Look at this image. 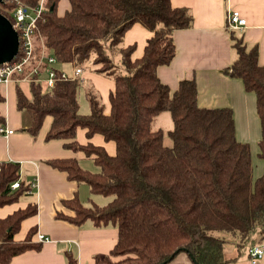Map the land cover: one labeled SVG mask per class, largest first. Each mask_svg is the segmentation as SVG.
Here are the masks:
<instances>
[{
    "label": "trees",
    "instance_id": "trees-1",
    "mask_svg": "<svg viewBox=\"0 0 264 264\" xmlns=\"http://www.w3.org/2000/svg\"><path fill=\"white\" fill-rule=\"evenodd\" d=\"M44 1L45 12L36 28V56L45 47L57 63L74 67H83L93 56L96 71L113 77L115 87L109 95V113L97 90L88 88L87 114L80 112L78 102L81 76L63 79L57 69V80L48 91L38 80L30 81V96L16 84L18 110L28 111L31 118L28 131L37 135L51 117L46 139H62L65 147L84 151L99 170L81 167L73 157L47 162L87 184L92 195L111 197L105 205L91 198L86 204L76 194L63 200L72 213L56 216L77 226L91 220L97 227L117 228L111 254H97L96 264H160L173 253L166 264L180 254L193 257L194 264H229L239 255L248 256L250 246L264 242V170L254 179L251 146L237 140L232 108L199 105L195 78L181 79L172 89L158 75V68L176 56L173 33L192 27V11L172 6L171 0H68L70 8L59 15V0ZM0 12L14 22L5 8ZM136 22L154 33L143 54L133 60V47H124L122 41ZM229 31L237 57L225 72L240 78L257 96L258 155L264 161V65L257 44L249 46L239 33ZM112 49L120 51L123 70L115 67ZM4 100L0 92V102ZM162 112H169L173 120L168 131L152 127ZM2 125L6 119L0 114ZM79 128H85L89 138L100 133L106 141L113 140L115 153L92 142L80 144ZM166 137L171 139L169 146ZM16 181L19 187L13 188ZM30 190L21 180L20 163L0 162V207L19 201ZM37 212L38 206L28 203L0 218V264H11L27 250H41L42 241H34L36 227L24 240L15 239L23 220ZM223 233L232 235L236 256L225 257L228 241ZM114 256L125 258L113 262ZM66 258L68 264H79L71 251Z\"/></svg>",
    "mask_w": 264,
    "mask_h": 264
},
{
    "label": "crops",
    "instance_id": "crops-1",
    "mask_svg": "<svg viewBox=\"0 0 264 264\" xmlns=\"http://www.w3.org/2000/svg\"><path fill=\"white\" fill-rule=\"evenodd\" d=\"M63 1L64 6H58L59 15L67 8V2L70 5V1ZM171 3L174 7H188L192 11L194 20L192 27L181 28L173 33L176 56L169 64L158 68L160 79L172 89H176L181 79L195 78L199 105L210 108L226 106L232 108L237 140L250 143L251 155L253 152L256 153L259 148L258 139L261 136L260 118L256 110L257 96L245 89L244 82L240 78H233L225 72V68L237 57L229 31L232 29L226 24L231 10L241 11L247 19V25L234 31L239 33L249 46L257 44L260 53L259 62L264 65V0H171ZM153 33L139 22L126 31L122 43L124 47H133L131 54L133 60L143 54L147 41ZM81 77L92 80L93 87L104 99L105 112L109 113L111 107L109 95L115 89L113 77L96 70L94 72L83 70ZM15 89L14 82L0 88L1 94L5 97V100L0 102V114L6 119L7 127L14 129L13 133L0 135V162L20 163L21 180L29 184L31 190L19 201L1 206L0 218L8 216L17 209L25 208L28 203H35L38 206L37 214L23 220L20 230L15 234V239L24 240L28 230L36 227L35 242H40L38 234L46 235L50 240L42 241L41 250L30 249L13 257L11 264H68L66 252L70 251L77 256L79 264H96L97 254H111L118 240L117 228L114 225L97 227L91 220L77 226L58 218L56 214L72 213L63 204V200L72 198L76 194L86 204L91 198L96 204L105 205L111 197L101 194L92 195L87 184L70 179L66 172L47 162L53 158L73 157L79 161L81 167L97 172L84 165L86 159L92 160L84 151H74L65 147L66 142L62 139H46L51 117L37 135L28 131L31 121L26 122L24 111L18 110ZM77 132V141L80 144L92 142L94 145H103L110 155L115 153L116 145L113 140L106 141L100 133L89 138L85 128H79ZM165 144L169 146L171 143ZM92 161L94 163V160ZM258 167L264 168L263 160L259 161ZM225 249L226 258L236 256L235 245L232 249L228 247ZM123 258L114 256L111 260L114 262ZM169 264L194 263L188 255L180 254ZM229 264H250V261L247 254H243Z\"/></svg>",
    "mask_w": 264,
    "mask_h": 264
},
{
    "label": "built area",
    "instance_id": "built-area-1",
    "mask_svg": "<svg viewBox=\"0 0 264 264\" xmlns=\"http://www.w3.org/2000/svg\"><path fill=\"white\" fill-rule=\"evenodd\" d=\"M5 2L13 4L14 6L9 8L5 5ZM39 2V4L33 6L25 4L20 0H3L0 2V8H5L14 19L12 25L14 29L18 31L20 46L17 55L13 59L0 64V88L10 82L17 84L26 80L29 82L39 81V76L45 70L49 74L47 82L50 88L57 80V69L53 67V64L57 61L53 54L41 51L37 57L35 53L37 23L45 12V1L40 0ZM246 23L247 19L242 15L240 10H231L229 12L227 24L230 29H242L247 25ZM35 60L37 61L35 65L32 66ZM82 72L83 67L76 66L74 67V77L69 76L63 71H61V74L63 79H74L81 76ZM13 132L14 129L9 126L7 127V125L0 126V135H8ZM12 187H19V181L14 182ZM38 235L40 242L50 240L46 235ZM248 257L250 264H262V259L264 258V242L250 246L248 249Z\"/></svg>",
    "mask_w": 264,
    "mask_h": 264
},
{
    "label": "rangeland",
    "instance_id": "rangeland-1",
    "mask_svg": "<svg viewBox=\"0 0 264 264\" xmlns=\"http://www.w3.org/2000/svg\"><path fill=\"white\" fill-rule=\"evenodd\" d=\"M59 1H60L59 6H61L62 3H64V1L63 0H59ZM63 6L64 5H62V7ZM69 6H70L69 2H67V8H69ZM62 7H61V9H62ZM66 9L62 10L60 15H63V13L65 12ZM112 50H113V52H111V57L113 58L112 60L114 61L115 67L118 70H123L122 63H121V60H122L121 54L119 52H117L115 49H112ZM42 51H46V50L43 48ZM93 59L94 58L92 56L91 59L86 64L83 65L84 72H90V71L94 72L96 70V64L94 63ZM53 67L65 72L69 76H72V77L75 76L74 66L71 63L61 64V63L55 62L53 64ZM48 77H49V74L47 73L46 70L43 71L41 73V75L39 76V82L41 84V87H42V89H44L46 91L50 90L49 84L47 82ZM29 83L30 82L27 81V80L26 81H21L19 83L20 88H22V90H24L26 92V94H28V95H30ZM92 84H93V82H92L91 79L85 78L83 80L82 84L79 86L80 89H79V92H78V102L80 103V112L81 113H87L88 114L90 112V103L87 100L86 91L88 90V88L93 87ZM93 88H95V87H93ZM97 93H98L101 101L105 104L104 99L102 98L101 94L98 91H97ZM23 116H24V119H25L26 122L31 121V118H30V115H29L28 111L24 110ZM47 118H48L47 121L45 120V122L43 124V128L45 127L46 124H48L49 117H47ZM172 126H173V120H172L171 114H169V112H162L161 115H159L158 117L155 118L152 127H153V129L154 128H156V129L157 128H161V129H163L165 131H168V129H171ZM165 143H167V144L171 143L170 137L169 138L168 137L165 138ZM171 144H169V145H171ZM258 152H259V148H258V151H256L257 154L255 152L252 153V155H253V157H252L253 169H255L254 179H256L257 176H259V175H261L263 173V169H259V167H258L259 161L263 160L258 155ZM87 162H88V164H87ZM83 163H84V165L89 166L92 169H95L96 171L99 170V167L96 166L93 163L92 160L86 159ZM223 235L227 238V241H228L227 244H226V247H228L229 249H232L234 247V245H235L233 243L232 235L231 234H227V233H223ZM123 257L125 258V256H123Z\"/></svg>",
    "mask_w": 264,
    "mask_h": 264
},
{
    "label": "water",
    "instance_id": "water-1",
    "mask_svg": "<svg viewBox=\"0 0 264 264\" xmlns=\"http://www.w3.org/2000/svg\"><path fill=\"white\" fill-rule=\"evenodd\" d=\"M2 1L3 0H0V2ZM19 47L18 31L14 29L10 18L0 12V64L13 59L18 53ZM178 251L179 250H176L175 253H178ZM173 256L174 253L168 261H164L160 264H166ZM191 259L195 261L193 257Z\"/></svg>",
    "mask_w": 264,
    "mask_h": 264
}]
</instances>
